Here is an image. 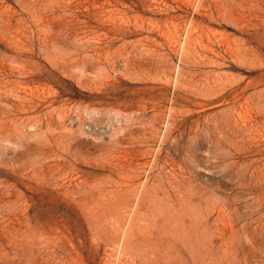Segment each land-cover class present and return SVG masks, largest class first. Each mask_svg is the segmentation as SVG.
<instances>
[{"label": "rangeland", "instance_id": "rangeland-1", "mask_svg": "<svg viewBox=\"0 0 264 264\" xmlns=\"http://www.w3.org/2000/svg\"><path fill=\"white\" fill-rule=\"evenodd\" d=\"M0 264H264V0H0Z\"/></svg>", "mask_w": 264, "mask_h": 264}]
</instances>
